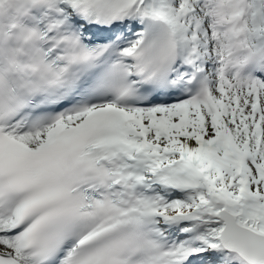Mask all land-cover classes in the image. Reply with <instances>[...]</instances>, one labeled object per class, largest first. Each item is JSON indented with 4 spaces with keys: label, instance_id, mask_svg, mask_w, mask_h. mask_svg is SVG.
Masks as SVG:
<instances>
[{
    "label": "snow or ice",
    "instance_id": "snow-or-ice-1",
    "mask_svg": "<svg viewBox=\"0 0 264 264\" xmlns=\"http://www.w3.org/2000/svg\"><path fill=\"white\" fill-rule=\"evenodd\" d=\"M0 264H264V0H0Z\"/></svg>",
    "mask_w": 264,
    "mask_h": 264
}]
</instances>
